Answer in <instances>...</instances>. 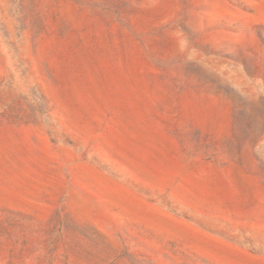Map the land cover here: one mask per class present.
<instances>
[{
	"label": "rangeland",
	"instance_id": "374dc122",
	"mask_svg": "<svg viewBox=\"0 0 264 264\" xmlns=\"http://www.w3.org/2000/svg\"><path fill=\"white\" fill-rule=\"evenodd\" d=\"M0 264H264V0H0Z\"/></svg>",
	"mask_w": 264,
	"mask_h": 264
}]
</instances>
